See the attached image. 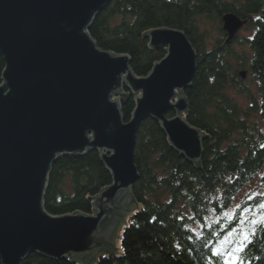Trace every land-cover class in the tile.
I'll use <instances>...</instances> for the list:
<instances>
[{"label": "water", "instance_id": "water-1", "mask_svg": "<svg viewBox=\"0 0 264 264\" xmlns=\"http://www.w3.org/2000/svg\"><path fill=\"white\" fill-rule=\"evenodd\" d=\"M109 1L0 0L2 264H19L30 253L83 264L103 252L121 253L122 226L136 209L126 208L138 178L135 137L146 118L159 123L180 154L199 162L204 134L183 116L182 93L194 79L196 49L183 30L148 29L150 46L165 45V53L146 75H135L127 53L100 48L88 32ZM221 20L225 43L247 21L233 11ZM246 74L238 70L240 79ZM129 94L134 107L126 121L120 99ZM91 150L111 174V183L93 197L92 213L46 211L54 162Z\"/></svg>", "mask_w": 264, "mask_h": 264}, {"label": "trees", "instance_id": "trees-1", "mask_svg": "<svg viewBox=\"0 0 264 264\" xmlns=\"http://www.w3.org/2000/svg\"><path fill=\"white\" fill-rule=\"evenodd\" d=\"M226 11L247 19L252 28L245 41L254 92L233 71L230 57L236 54L230 41L219 39L208 48L203 43L197 16L220 20L219 34L226 35L221 20ZM162 26L183 30L197 52L194 79L182 91L188 103L183 116L204 134L202 153L198 163L191 162L170 145L157 121H142L133 156L138 178L126 205L135 204L136 209L123 227L122 251L103 252L88 264H224L211 250L236 215L206 224V213L210 207L221 212L264 165V133L249 118L254 111L264 118V0H110L88 32L100 48L127 53L130 69L143 76L165 53V45L151 47L144 32ZM3 65L0 55V75ZM237 84L246 96L245 107L228 92ZM133 98L129 94L120 99L126 121ZM110 183L99 151L62 156L52 166L44 208L52 214L92 213L93 197ZM194 222L200 223L199 229L191 227ZM242 255L244 264H264V228L252 236ZM19 264L83 263L30 253Z\"/></svg>", "mask_w": 264, "mask_h": 264}, {"label": "rangeland", "instance_id": "rangeland-1", "mask_svg": "<svg viewBox=\"0 0 264 264\" xmlns=\"http://www.w3.org/2000/svg\"><path fill=\"white\" fill-rule=\"evenodd\" d=\"M197 21L199 30L204 34L202 36L203 43L207 48L211 47L219 39H221L222 43H225L224 40L226 35L219 34V25L221 23L220 20H217L215 18H208L205 15H200L197 16ZM249 27H251L249 24L244 25L239 29L237 35L235 36L237 37V41L236 39L235 41H233L235 38L234 37L229 42L232 43L233 50L236 54L230 57V63L233 67V71H235L237 75L238 70L246 69L247 74L244 79L246 82L245 85H247V87L254 92L255 81L253 80V77L250 73L251 51L248 47L247 42L245 41L246 37L251 34L250 29L252 28ZM242 53H244L243 58H241ZM240 86L241 85L239 84H237L236 86H229L228 92L234 98L238 99L239 104L242 107H245L247 104L246 96L244 93L239 91ZM250 118L256 121L258 129L263 131L264 133V118L259 115V112L254 111ZM261 203H264V165L250 180L245 183V185H243L237 191L230 206L226 210L219 213H214L209 209V211L206 213V224H209L211 221L219 218L231 219L236 215V220L226 231H224L218 237V240L215 242L214 246L217 251L224 252L233 248L235 246L234 242H238L240 239L238 233L241 229L247 228L251 230V225L246 224L245 221H247L250 217H253L257 213H259L260 215H264V209L256 207V205ZM245 209H251V211H248L245 215ZM129 216L130 213H128L126 221H128ZM197 228L199 229L200 225H198ZM120 245L122 246L121 242Z\"/></svg>", "mask_w": 264, "mask_h": 264}, {"label": "snow or ice", "instance_id": "snow-or-ice-1", "mask_svg": "<svg viewBox=\"0 0 264 264\" xmlns=\"http://www.w3.org/2000/svg\"><path fill=\"white\" fill-rule=\"evenodd\" d=\"M261 209H264V203L256 205ZM251 209H245V215ZM246 224L251 225V230L244 228L241 229L238 233L240 239L238 242H234L235 246L230 250H226L224 252H219L216 249H212V254L223 259L224 264H244L243 253L248 244L251 243L252 236L256 234L261 228H264V215H260L259 213L255 214L253 217H250Z\"/></svg>", "mask_w": 264, "mask_h": 264}, {"label": "bare ground", "instance_id": "bare-ground-1", "mask_svg": "<svg viewBox=\"0 0 264 264\" xmlns=\"http://www.w3.org/2000/svg\"><path fill=\"white\" fill-rule=\"evenodd\" d=\"M124 87H126V85H124ZM187 106H188V103H187ZM169 112H170V111H169ZM169 112L166 113V116H167V117H171V116H173V115L175 114L174 111H173V113H171V114H169ZM249 118H250V117H249ZM191 162H193V161H191ZM232 200H233V199H232ZM231 202H232V201H231ZM230 204H231V203H230ZM230 204H229L227 207H223L221 211L226 210V209L230 206ZM210 210L214 212L213 208H211V207H210ZM129 213H130V215H131V212H129ZM198 225H200L199 222H194V223L191 224V227H192L193 229H197V226H198ZM123 227H124V226H123ZM40 255H41V254H40Z\"/></svg>", "mask_w": 264, "mask_h": 264}]
</instances>
